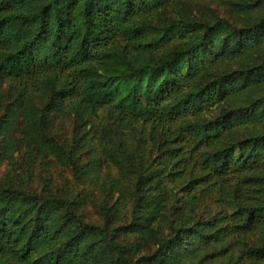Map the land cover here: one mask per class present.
<instances>
[{"label": "trees", "instance_id": "1", "mask_svg": "<svg viewBox=\"0 0 264 264\" xmlns=\"http://www.w3.org/2000/svg\"><path fill=\"white\" fill-rule=\"evenodd\" d=\"M0 112V160L18 130L104 197L98 224L70 190L0 184V264H264V0H0ZM101 114L160 171L86 141Z\"/></svg>", "mask_w": 264, "mask_h": 264}, {"label": "rangeland", "instance_id": "2", "mask_svg": "<svg viewBox=\"0 0 264 264\" xmlns=\"http://www.w3.org/2000/svg\"><path fill=\"white\" fill-rule=\"evenodd\" d=\"M1 114V112H0ZM118 127L109 122L101 114V117L93 120V124L82 130V136L92 146L99 147L100 136L107 141L103 144L109 150L112 157L126 165L129 161L141 172L155 173L160 171V166L155 159L157 154L147 146L141 145V137L146 135L144 130L130 133H121ZM73 123L70 120L53 119L49 126V134L55 136L59 143L69 144L73 134ZM14 143L21 145V151H14L13 157L5 155L0 160V184L12 181L16 186L27 191H43L50 188L54 194L64 195L71 192L81 205L80 213L87 221L101 223L97 207L104 197L88 179L75 185L72 182L70 170L60 167L49 159H43L35 150L27 149L18 136V130L13 133ZM105 168L103 169V173ZM217 196L207 195L196 207V215L200 220L210 221L222 209L217 202ZM169 213L167 209L163 215L161 227H168Z\"/></svg>", "mask_w": 264, "mask_h": 264}]
</instances>
